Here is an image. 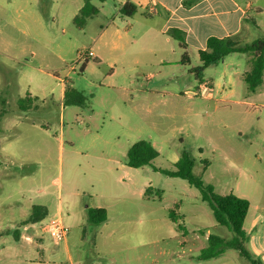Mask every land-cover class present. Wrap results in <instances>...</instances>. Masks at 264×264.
I'll return each instance as SVG.
<instances>
[{
	"label": "rangeland",
	"instance_id": "rangeland-1",
	"mask_svg": "<svg viewBox=\"0 0 264 264\" xmlns=\"http://www.w3.org/2000/svg\"><path fill=\"white\" fill-rule=\"evenodd\" d=\"M238 1L248 12L226 37L244 46L264 38V0ZM82 4L0 0V264H49L41 245L62 250L46 231L59 205L68 231L85 227L87 264H105L106 256L108 264H251L232 249L199 260L208 235L230 240L233 233L217 224L187 181L151 166L131 168L128 180L123 166L138 141L160 153L155 167L173 170L186 151L195 176L216 193L247 199L245 249L264 264V78L254 92L244 80L253 57L229 55L205 70L203 86L193 73L200 65L196 45L188 46V63L162 65L166 37L129 19L139 62L114 71L108 61L90 60L82 72V51L107 52L104 42L115 26L98 35L120 3L95 1L101 13L84 28L74 23ZM173 44L181 59L180 43ZM64 85L81 91L87 107L64 106ZM29 94L38 100L21 110L19 101ZM150 186L147 200L142 194ZM40 203L54 214L26 224ZM95 206L106 207V224L87 223L86 208Z\"/></svg>",
	"mask_w": 264,
	"mask_h": 264
},
{
	"label": "trees",
	"instance_id": "trees-1",
	"mask_svg": "<svg viewBox=\"0 0 264 264\" xmlns=\"http://www.w3.org/2000/svg\"><path fill=\"white\" fill-rule=\"evenodd\" d=\"M105 3L108 0H84V5L74 17V23L78 27H85L88 19L97 16L100 9L95 6L94 2ZM137 13V6L131 2H126L120 8V14L123 17L131 18ZM172 38L178 41L184 49L187 47L185 34L178 30L170 32ZM233 53L248 54L253 57L252 69L244 74V80L247 83L250 91L254 92L263 83L264 78V38L258 39L250 44L241 46L240 43L232 37L218 38L210 37L207 40L205 50L199 51L200 65L193 69L196 80L199 83H204V72L211 66H216L223 62L229 55ZM190 61L189 55L185 52L182 57V63L186 64ZM38 98H33L30 94L19 101L21 110H29ZM64 106H79L87 107L86 96L71 85H66L64 93ZM1 132V128H0ZM160 153L148 141H138L134 143L127 152L128 167L139 169L146 166H151L154 171L160 172L171 178H180L187 181L191 186L196 188L204 202H206L211 210L217 224L227 227L232 233L233 238L225 240L219 236L208 235L209 245L202 250L198 257L200 261H209L220 257L228 249L238 252L239 256L251 264H263L255 259L246 249L247 234L244 229V224L250 210V203L247 199L239 197L235 194L220 195L215 192L212 185L206 184L202 178L195 176L193 170L195 162L192 156L184 151L179 160L174 163L173 170H164L157 168L153 162L158 158ZM154 188L148 187L145 190V198L150 199ZM161 195L160 190H155ZM43 207L35 206L32 211V216L27 220L26 224H36L44 219ZM88 222L93 225H101L108 221V212L104 208H88ZM174 222L177 224L173 214H170ZM182 229L181 225H178Z\"/></svg>",
	"mask_w": 264,
	"mask_h": 264
},
{
	"label": "crops",
	"instance_id": "crops-1",
	"mask_svg": "<svg viewBox=\"0 0 264 264\" xmlns=\"http://www.w3.org/2000/svg\"><path fill=\"white\" fill-rule=\"evenodd\" d=\"M120 3L116 10V16L120 21H117L116 18L113 21H110L106 25L101 26L100 34L98 38L102 39L108 32V29L112 26H115V32L110 40L104 42V51L107 52H99L98 54H94V57L89 59L86 62H83V66L81 68L82 72L88 68V64L90 60L95 61H108V64L114 68V71L117 69H123V71L128 69L129 65L135 64L139 62L138 55L135 52H131L136 45H138L136 39H132L130 36L131 27L134 24H138L141 26L143 23L148 25L147 32H153L155 34H161L166 37L164 41L165 45H169V48H162L161 54L164 55L162 57L161 62L162 65H171L174 67L177 64H183L182 57L186 52L188 54V46L190 44H194L198 48V54L200 50H205L207 46V40L210 37H218L225 38L227 34L232 30V27L236 24L237 27L240 25L242 21V17H246L248 10L244 9L241 3L238 0H114ZM126 2H131L137 6V13L131 17L126 18L120 14V8ZM106 3V2H105ZM104 4V3H102ZM83 7L79 5L76 8L75 16L78 14L80 9ZM101 13V7H98ZM99 13V14H100ZM98 14V15H99ZM97 15V16H98ZM74 16V17H75ZM93 18V17H92ZM91 19V18H90ZM129 19L134 23L133 25L129 22ZM128 20V21H127ZM125 22V23H124ZM88 23V21H87ZM87 25V24H86ZM121 27V28H120ZM84 28V27H83ZM172 30H178L185 34V41L187 47L184 49L180 46V49L183 50L181 53V59H178L179 52L175 48V44L173 41L178 42L172 38L170 32ZM157 54V53H155ZM205 80V79H204ZM206 81V80H205ZM203 86H206V82L202 83ZM201 85V83H200ZM66 85L61 88V99L64 101V93H65ZM34 98V97H33ZM126 167V176L129 177L131 175V167ZM134 169V168H132ZM120 182L124 183L125 178L122 177ZM151 187V186H150ZM148 188V187H147ZM145 188V190L147 189ZM145 190L142 194L143 198H145ZM130 193V191H128ZM146 199V198H145ZM150 200V199H147ZM48 203H40L38 205L32 206V211L35 206L43 207V214L45 217L39 223L47 219L48 217H52L54 214L53 209L50 211ZM104 206H95L94 208H103ZM106 207H104L105 209ZM88 208H86L87 213ZM108 212V211H107ZM32 213V212H31ZM51 213V215H50ZM57 215L62 218V208L59 205L57 207ZM55 213V214H56ZM32 216V214H31ZM28 218V220L31 218ZM63 220V218H62ZM109 220V216H108ZM88 222V215L86 218ZM108 222V221H107ZM106 222V223H107ZM104 223V224H106ZM38 224V223H36ZM35 225V224H32ZM246 225V221L244 227ZM3 233H0V236ZM47 234H49L47 232ZM17 237V236H16ZM2 238V237H1ZM96 242L97 237H94ZM87 241L85 227L84 226H76L73 232L68 231V234L65 239L56 243H63L62 250L50 251L49 248L45 245L44 240H42V250L46 254L48 259V263L56 264L57 260L58 264H85V252L83 251L84 243ZM95 247L97 249L96 243ZM63 255L66 261L64 263L60 260V256ZM53 256V257H52ZM54 256H59L58 258H54ZM104 256L105 253H104ZM106 258L105 264H108L109 260ZM143 258V257H142ZM51 260V261H49ZM143 260H145L143 258ZM87 264V263H86ZM99 264H102L99 261Z\"/></svg>",
	"mask_w": 264,
	"mask_h": 264
},
{
	"label": "built area",
	"instance_id": "built-area-1",
	"mask_svg": "<svg viewBox=\"0 0 264 264\" xmlns=\"http://www.w3.org/2000/svg\"><path fill=\"white\" fill-rule=\"evenodd\" d=\"M94 57V53L91 51H85L80 53V59L84 62ZM46 231L54 239V241L59 242L66 238L68 230L64 226L63 220L61 217L52 218L46 227Z\"/></svg>",
	"mask_w": 264,
	"mask_h": 264
}]
</instances>
